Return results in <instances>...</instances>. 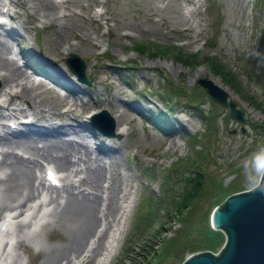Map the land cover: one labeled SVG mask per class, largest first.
<instances>
[{
	"label": "rangeland",
	"instance_id": "obj_1",
	"mask_svg": "<svg viewBox=\"0 0 264 264\" xmlns=\"http://www.w3.org/2000/svg\"><path fill=\"white\" fill-rule=\"evenodd\" d=\"M35 1L0 0V14H7L0 25V39L8 44L3 56L36 82L39 97L58 98L55 111L9 98L17 82L0 80V136H16L5 130L10 120L13 129L53 124L63 139L89 145L85 153L68 152L62 168L36 155L29 199L19 193L4 203L0 191V220L6 221L0 264H37L43 248L66 239L69 221L59 212L66 194L79 190L99 195V219L85 246L59 264H96L117 236L108 264H180L187 253L216 252L223 239L213 242L207 228H218L209 221L212 207L248 188L246 172L257 178V164L264 162V0H51L54 17L35 14ZM169 45L184 57L162 51ZM69 52L82 58L88 82L69 69ZM212 61L235 82L212 70ZM29 64L48 72L37 75ZM198 76L222 87L243 118L227 115L228 105L210 99ZM102 107L112 118L126 111L118 129L113 119V134L102 133L90 119ZM45 135L55 137L38 136ZM95 158L104 174L93 187L82 178ZM45 164L55 169L59 184L43 181ZM1 166L0 179L7 170ZM197 168L200 185L191 193L188 178ZM112 196L116 208L109 212Z\"/></svg>",
	"mask_w": 264,
	"mask_h": 264
},
{
	"label": "bare ground",
	"instance_id": "obj_2",
	"mask_svg": "<svg viewBox=\"0 0 264 264\" xmlns=\"http://www.w3.org/2000/svg\"><path fill=\"white\" fill-rule=\"evenodd\" d=\"M31 7L33 8L32 11L35 14L38 13L48 17H54L55 12H57L54 10V3L51 0H36ZM61 37L63 36L61 35ZM59 40H60V35L55 34L53 36V42L54 41L57 42ZM7 46L8 44L4 40L0 39V69L3 71L1 72L0 70V80L3 81L4 83H10L14 81L17 82L18 85V88L14 91H11L8 97L10 98V96L13 95L19 96L21 100L28 102L29 107L32 109L35 106L39 107V104L42 103L46 106L45 107L46 109L54 112L58 98L52 96L46 99H42L41 97H39L40 95L38 96L39 90L34 88L36 87L35 86L36 82L35 81L33 82V80H27V76H26L27 73L25 74L24 72H22V69L20 70L18 65L12 64L11 59L3 56L4 50L8 49ZM32 67L36 69L33 65ZM37 71H41V70H37ZM41 72H48V71L42 70ZM35 97L38 98V101L36 102L34 101ZM39 100H43V101L39 102ZM120 103L124 104L125 107L130 105L122 101ZM41 114H42V110H39L38 113H36L35 115L36 116L35 119H38ZM119 115L117 116V114L114 113L113 116L114 117L113 119H115L116 122L115 129H118L117 124L119 123L118 121L120 120V118H125L124 116L126 115V111L124 110V107L119 113ZM40 123L44 124V122H40ZM81 124L83 126H88L86 122H81ZM28 125H30V123H28L25 126L26 128L25 127L18 129L9 128L10 129L9 134L12 133L16 135L14 137L6 133L5 134L2 133V135L0 136V146L2 148V149L0 148L1 149L0 167H2L1 164H3L6 166L7 169L5 174L3 175L4 177L0 179V183H1L0 191H1L2 199H4V203L8 202L11 199H14L16 195L19 193L20 195L24 194L23 197L24 198L27 197V199H29L28 195H30L34 189L33 187L34 174H32V171L38 163L36 160V155L40 156L44 160L47 161L51 160L56 164L57 167L62 168L68 165V158H67L68 152L70 151L75 152V150H80V148L83 153H85L88 150L87 146L89 144L87 145V143L83 142L82 140L75 142L67 138L63 139L60 136L61 129L60 127L58 128V126L55 127L53 124H47L50 127H41L38 125H30V127H28ZM42 133H49V134L54 133L53 136L55 137H51L48 135L38 136V135H42ZM36 138H39V140L42 138L44 140H41L37 144ZM97 144H98V148L99 146L103 148V144H101V141H99ZM14 147H18L19 149L28 152L27 156L16 152L14 150ZM103 174H104L103 164L99 161V159L95 158L93 162L87 167L85 177L82 179L86 180V184L88 186L96 187ZM27 199H23L21 203H18L15 206L24 203V201ZM98 200H99V195L95 192L91 193V192H86V191L84 192L82 190H79L77 192H74V194L73 193L66 194L64 205L59 212V214L61 215L64 221L65 218L69 221V226H68L69 231L67 233L66 239L65 236H62L59 243L50 244L46 248H43L42 251L43 254L41 256V260L37 264H59L60 260L62 259L65 260L66 257L68 261L71 252L74 253L80 251L83 248V246H85L88 234L94 231L95 229L94 226L99 219ZM116 202L117 201L112 196L109 212L111 210L114 211V209L116 208ZM106 205L107 204H105L104 206ZM129 206H131V203L129 204ZM117 237L115 238L114 242L112 241L110 242V246H108L101 255L96 257L94 263L95 262L96 264L109 263L110 259L112 258V256L115 255L117 251L116 249ZM98 242L99 241L97 239L96 244L91 246L90 252L88 253L89 255L95 252V250L98 247L97 245Z\"/></svg>",
	"mask_w": 264,
	"mask_h": 264
},
{
	"label": "water",
	"instance_id": "obj_3",
	"mask_svg": "<svg viewBox=\"0 0 264 264\" xmlns=\"http://www.w3.org/2000/svg\"><path fill=\"white\" fill-rule=\"evenodd\" d=\"M65 61L79 80L88 82L82 58L69 52ZM195 81L210 99L221 106L228 105L227 115L238 120L243 118L242 110L234 105L233 100L226 98L225 90L217 83L206 76H198ZM90 119L102 133H114L113 118L104 107L92 112ZM98 120H102L104 126L98 124ZM262 173L264 169L259 170L257 178ZM209 221L211 226L220 228L224 233L218 252L208 249L190 252L180 264H264V194L249 191V187L231 192L212 207Z\"/></svg>",
	"mask_w": 264,
	"mask_h": 264
},
{
	"label": "trees",
	"instance_id": "obj_4",
	"mask_svg": "<svg viewBox=\"0 0 264 264\" xmlns=\"http://www.w3.org/2000/svg\"><path fill=\"white\" fill-rule=\"evenodd\" d=\"M135 46L136 47H138V48H141L142 46H138L137 44H135ZM156 51H159V49L157 48V50H156V48H155V52ZM162 51H164V52H171L172 54H176V55H178V56H180L179 54H178V50L176 49V48H173V50H171V47H170V45L169 46H167L166 48H164V49H162ZM181 57H184V55L183 56H180V58ZM185 58H187L186 56H185ZM209 66L212 68V70H215L216 72H219L221 75H223V76H225L226 77V79H228L229 81H231V82H235L234 81V79H233V77H232V75H230L226 70H224L223 68H222V66H221V64L220 63H218V64H214L213 63V61L211 62V63H209ZM172 86V85H171ZM165 91H167V93L168 94H171V96L175 93V90H171L170 88L167 90H165ZM173 93V94H172ZM170 96V97H171ZM157 114V113H156ZM159 114V115H158ZM156 116L158 117H162V114L163 113H161V112H159ZM152 116H155V115H152ZM188 179H191V185H190V190L189 191H191V193L192 192H194L195 191V189H197V187L200 185V174H199V170H198V168L196 169V173L194 174V176L192 175V176H190ZM231 186V185H230ZM229 186V187H230ZM189 191L187 192V191H185L184 193L185 194H188L189 193ZM181 204H183V201H182V203ZM207 228L213 233V235H214V237H213V242L215 241V242H217V241H221L222 239H224V236H223V231L221 230V229H219V228H212V227H210V226H207ZM214 244V243H213ZM140 261H137V263H139ZM181 262V261H180ZM149 263H151V261H149V259H147V260H144L143 261V264H149ZM142 264V263H141Z\"/></svg>",
	"mask_w": 264,
	"mask_h": 264
},
{
	"label": "clouds",
	"instance_id": "obj_5",
	"mask_svg": "<svg viewBox=\"0 0 264 264\" xmlns=\"http://www.w3.org/2000/svg\"><path fill=\"white\" fill-rule=\"evenodd\" d=\"M262 169H264V165L257 164V170L259 171ZM246 178L249 182V191H258L261 194H264V173H262L258 178H255L246 172Z\"/></svg>",
	"mask_w": 264,
	"mask_h": 264
},
{
	"label": "snow or ice",
	"instance_id": "obj_6",
	"mask_svg": "<svg viewBox=\"0 0 264 264\" xmlns=\"http://www.w3.org/2000/svg\"><path fill=\"white\" fill-rule=\"evenodd\" d=\"M49 178H51V173H49Z\"/></svg>",
	"mask_w": 264,
	"mask_h": 264
},
{
	"label": "built area",
	"instance_id": "obj_7",
	"mask_svg": "<svg viewBox=\"0 0 264 264\" xmlns=\"http://www.w3.org/2000/svg\"><path fill=\"white\" fill-rule=\"evenodd\" d=\"M219 250V249H218ZM218 250L216 251V252H218ZM216 252H214V253H216Z\"/></svg>",
	"mask_w": 264,
	"mask_h": 264
}]
</instances>
